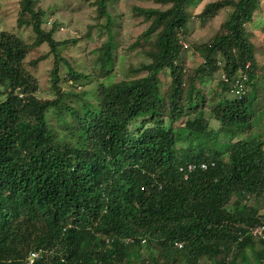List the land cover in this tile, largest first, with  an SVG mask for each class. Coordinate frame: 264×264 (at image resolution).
I'll list each match as a JSON object with an SVG mask.
<instances>
[{
	"label": "trees",
	"instance_id": "trees-1",
	"mask_svg": "<svg viewBox=\"0 0 264 264\" xmlns=\"http://www.w3.org/2000/svg\"><path fill=\"white\" fill-rule=\"evenodd\" d=\"M148 1L153 7L133 8L150 24L132 46L149 63L117 83L115 0L95 1L97 19L107 17L108 40L98 49L102 80L92 95L61 90L60 83L81 86L89 76L61 57L67 43L44 28L48 10L39 0H21L18 19L32 28L33 42L0 31V264H22L39 249L44 255L35 264H155V255L143 259L144 247L169 264H245L249 250L264 264V237L251 235L264 225V132H253L264 65L246 29L260 0L208 3L198 16L201 0ZM225 8L232 12L221 33L195 47L203 62L188 67L182 39L190 22ZM45 45L54 56V99L39 96L28 68L49 58L27 62ZM248 64L249 90L229 98L223 76ZM219 72L210 95L202 84Z\"/></svg>",
	"mask_w": 264,
	"mask_h": 264
},
{
	"label": "rangeland",
	"instance_id": "rangeland-1",
	"mask_svg": "<svg viewBox=\"0 0 264 264\" xmlns=\"http://www.w3.org/2000/svg\"><path fill=\"white\" fill-rule=\"evenodd\" d=\"M39 1V6L44 10H48L45 17L46 22L44 28L46 30H51L52 27L55 28V40L59 42L66 41L67 43L65 46L61 45V48H59L61 57L70 63L73 69L89 76V80L81 81L83 82V84H80L81 86L71 87L68 83H60L61 90L76 94L87 92L89 95H92L97 88L98 82L102 80L99 74L101 64L98 63V49L108 40V31L102 29V25L107 24V17H103L101 20L97 19L98 13L94 5L96 0ZM216 1L220 0H201L199 6L193 11V15H200L208 3ZM153 5L154 3L148 0H115V2L110 5L109 11L115 26L112 34H114V42L117 46L116 50H114L117 60L113 69V77L111 78L113 82L117 83L131 77L130 69H138L142 63H149V60L141 54L142 50L140 48H134L132 44L135 42L136 38L146 30L150 23L145 22L143 18H136L133 14V8L135 6L142 8L153 7ZM168 7L169 6H166V8ZM20 9L21 0H0V31L17 34L30 44L34 41L35 34L30 26L25 28L19 27L18 19L20 17ZM231 12V9L225 8L221 10L216 17L207 21L193 18L189 24L186 37L182 39L186 46L183 58H185L188 67L198 68L201 65L203 62L202 57L201 54L196 51L195 47L197 45L210 43L215 35L221 33V26L228 20ZM246 29L253 35L252 42L257 47L258 61L264 65V0H260L254 20L251 24L246 26ZM115 31H118L119 34L117 35ZM44 55H48L49 58L40 62L37 68L31 66H28V68L38 79L40 86L39 96L43 99H54L56 98V94H53L55 91H52V71L55 65L54 56L50 54L49 46L45 45L31 52L27 62L29 64L30 61ZM60 72L62 75L68 72L66 64H62ZM140 75L143 76L146 75V73ZM221 76L222 72H219L209 80H206L208 79L206 78L205 80L207 83L202 84L210 95L218 89V82H220ZM160 77L163 90H168L171 87L169 71L161 72ZM263 87L264 85L261 82L256 86L259 90L261 99L259 97L257 100V102H259L255 105V110L258 109L260 112L256 114V118L254 119V124L255 126L257 124L258 127L253 131L261 134L264 132V111L262 108L264 107ZM252 88L254 89V87ZM226 94L229 98L235 99V95L231 93V91H228ZM69 100L71 99H68L67 102H69ZM78 103L80 102L77 99L75 106L78 105ZM245 138L246 134L240 137V139ZM222 146L223 149L226 148V144H222ZM263 204L261 207L264 210ZM248 252L250 257L245 264H257L254 255H251L250 250ZM151 254L155 255L157 259L155 264H169L165 258L159 255L161 254L160 252H155L152 249H146V247H144L142 253L143 259L151 262L149 257ZM140 263L141 261L138 264ZM200 264L216 263L212 262V260L207 261L204 259Z\"/></svg>",
	"mask_w": 264,
	"mask_h": 264
},
{
	"label": "built area",
	"instance_id": "built-area-1",
	"mask_svg": "<svg viewBox=\"0 0 264 264\" xmlns=\"http://www.w3.org/2000/svg\"><path fill=\"white\" fill-rule=\"evenodd\" d=\"M250 65L248 64L246 66V70L240 71L237 75L233 76L232 78H228L226 76H223L224 82L229 84L232 87L231 93L235 95V99H242L244 95L247 93V82H248V72H249ZM214 166V164H212ZM196 166L193 164H190L188 166L189 172H194L196 170ZM201 169L206 171L208 169L207 164H202ZM251 235L254 239H259L261 237H264V225L263 226H258L254 228L251 231ZM44 255V251L39 249V250H34L30 252L27 261L25 264H34L37 260L41 259Z\"/></svg>",
	"mask_w": 264,
	"mask_h": 264
},
{
	"label": "clouds",
	"instance_id": "clouds-1",
	"mask_svg": "<svg viewBox=\"0 0 264 264\" xmlns=\"http://www.w3.org/2000/svg\"><path fill=\"white\" fill-rule=\"evenodd\" d=\"M249 89H248V86H247V91H248ZM231 91V90H230ZM179 247L181 248L182 246L181 245H179ZM28 258V257H27ZM26 261H27V259L25 260V261H23V263L22 264H25L26 263ZM38 261V260H37ZM36 263V262H35ZM34 263V264H35ZM257 263V262H256ZM252 264V263H251ZM258 264V263H257Z\"/></svg>",
	"mask_w": 264,
	"mask_h": 264
}]
</instances>
